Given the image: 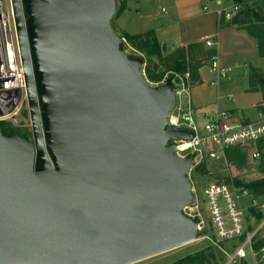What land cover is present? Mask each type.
Returning a JSON list of instances; mask_svg holds the SVG:
<instances>
[{
  "label": "water",
  "instance_id": "water-1",
  "mask_svg": "<svg viewBox=\"0 0 264 264\" xmlns=\"http://www.w3.org/2000/svg\"><path fill=\"white\" fill-rule=\"evenodd\" d=\"M11 3L33 140L0 124V264H130L198 238L194 156L169 144L194 132L168 123L173 77L150 84L123 47L117 0Z\"/></svg>",
  "mask_w": 264,
  "mask_h": 264
},
{
  "label": "built area",
  "instance_id": "built-area-1",
  "mask_svg": "<svg viewBox=\"0 0 264 264\" xmlns=\"http://www.w3.org/2000/svg\"><path fill=\"white\" fill-rule=\"evenodd\" d=\"M213 1L217 5L218 17L233 22L236 16L241 15L244 7L251 6L249 4L256 0ZM204 9H208V6H204ZM200 40L210 48L219 44L216 34H203ZM210 63L218 77L227 76L229 68L221 66L217 53L210 57ZM173 80L176 105L168 113V123L192 130L194 135L187 139H170L169 144L174 145L175 153L181 157L193 154L190 172L208 159L227 163L228 148L255 143L264 137V100L259 104L257 120L248 119L232 110H219L206 121L204 130H201L196 121L189 74L186 73L185 77L179 75V79ZM27 101L26 78L12 3L11 0H0V106L2 109L7 106L12 108L0 117V121L9 117L16 119ZM251 155L259 159L261 152L254 150ZM191 190L193 201L184 205L183 212L191 218H198V232L207 236L206 226L209 225L215 243L236 241L225 264H249V255L255 264L264 262V244L255 246L256 242L264 239V199L235 180L207 182L200 194H197L192 184ZM258 213L261 214L259 219Z\"/></svg>",
  "mask_w": 264,
  "mask_h": 264
},
{
  "label": "crops",
  "instance_id": "crops-1",
  "mask_svg": "<svg viewBox=\"0 0 264 264\" xmlns=\"http://www.w3.org/2000/svg\"><path fill=\"white\" fill-rule=\"evenodd\" d=\"M132 1L135 0H123L120 8L119 25L123 32L132 31L129 28L130 26L128 27L122 21L123 16L127 15L129 18L133 13L135 4H132ZM154 1L160 0H137V3L141 4L142 7L138 6V17H135L136 21L140 19L139 22H136L139 28L135 33L147 30L145 27L153 18L152 15L159 13L155 9ZM258 1H260L261 5L259 8L254 10L252 6H248L241 13V15H244L242 17L245 19L244 21L234 20L233 22H228L218 17L216 12L217 5L213 0H162L161 11L165 12L166 16L157 25L149 27L157 31V36L161 43L166 44L167 48L170 47L171 51L179 46H188L195 43L201 48V53L190 52L191 57L200 61L196 65L200 79L195 81L191 88L192 102L194 109H196L195 115L197 117H208L209 119L217 111L228 109L248 119H259V104L264 100V87L259 81L261 74L264 76V49H262L259 42V38H261L259 29L261 26L259 23H264V20L256 17L255 13H258L260 9L259 13L261 14L257 15L264 17V0ZM146 3L147 9L144 11ZM204 6H208V9H204ZM246 12H248L247 15ZM146 16H151V18H145ZM220 25L225 38V45L221 47L222 55H220V43L216 47L210 48L200 40V37L206 33L216 34L219 37ZM214 53L219 55L221 66L229 68L228 74L225 76L227 79L218 77L212 71L210 57ZM251 68L257 75L251 73ZM205 69L210 76L204 75ZM257 71L261 74L256 73ZM229 74L230 76H228ZM221 79L222 87H220ZM205 80H209L207 85L210 84L212 86L211 89L209 92L204 90L198 92L202 86L206 85ZM212 81H216V83H211ZM226 86H232L231 89L226 91L232 90L235 93H224V91H221L220 88L224 90ZM216 88L217 91L215 90ZM235 94L241 96L249 95V99H251L250 108L254 112L250 114L247 109L245 110V106L238 107L234 105L235 101L241 105L246 104L241 98L235 100ZM206 95H216L217 101L212 102V99L205 97Z\"/></svg>",
  "mask_w": 264,
  "mask_h": 264
},
{
  "label": "rangeland",
  "instance_id": "rangeland-1",
  "mask_svg": "<svg viewBox=\"0 0 264 264\" xmlns=\"http://www.w3.org/2000/svg\"><path fill=\"white\" fill-rule=\"evenodd\" d=\"M122 2H123V0H117V9H116L115 14L112 17L113 27L117 32H119V34L123 33V30L121 29V27L119 25V18H120L119 8L121 7ZM132 4H135V7L133 9V13L130 15L129 18L127 15L123 16L122 21L125 24H127L128 27L130 26L129 28L133 31V32L131 31L130 33H135V31H137V29L139 28V27H137L136 22L140 21V19H139V21H136L135 17H138V14H137L138 6L142 7V5L138 4L137 0L132 1ZM154 4H155V9L158 10L159 13L156 12L157 14L152 15L153 18L150 20V22H148L146 24L147 27H145V29H148L149 27H153V26L157 25V23L160 22V20H163V17L166 16L165 15L166 13L161 11L162 0L157 1V2L154 1ZM249 5H251L254 10L261 6L260 1H258V0L254 1L253 3H251ZM246 7H248V6H246ZM246 7H244V9ZM145 9H147V3H146V6L144 8V11H145ZM163 10H165V9L163 8ZM259 11H260V9L258 10V13L257 12L255 13L256 17H258L257 14H261V13H259ZM145 18H151V16L150 17L146 16ZM259 24L261 26V27H259L260 33H261V35H260L261 38H259L260 39L259 42H260V45L262 46V49H264L263 48L264 47V23L260 22ZM140 29H143V28H140ZM156 33H157V31H156ZM219 43H220V55H222L221 47L223 45H225V38L223 35L221 25L219 28ZM125 49L133 57H137V56L141 55V53L137 49H135L134 47H132L128 43H126ZM182 49L184 50L183 58L185 59V63L189 64L190 72H192L193 68H195L196 65L200 63V61H197L194 57H191V54H190V52L201 53V48L196 43L188 45V46H179V47L173 49V51H171L170 47H168L167 48V55L170 54V59L166 60L167 64H171V62L174 58H176V57L178 58V57L182 56V52H183ZM186 50H187V52H186ZM250 71L254 75H257V74H255L254 70H252V68ZM231 73H232V71H231ZM256 73H258L259 75L261 74L259 71H257ZM170 74H167L165 79L159 84L164 83V81L169 76H172V74L171 75ZM173 75H174V77L172 76L173 78L179 79V75L182 77H185L186 74L181 75L179 73H173ZM204 75H206L207 77L210 76L209 72H207L206 69L204 70ZM228 76H230V74ZM189 79H190V77H189ZM222 79H224V78H222ZM222 79L220 81V87H222V83H221ZM225 79H227V78L225 77ZM208 81L205 80L206 85L202 86L198 90V92H201L202 90L209 92V90L211 89L212 86L210 84L207 85ZM190 82L193 85L195 81L193 82L190 80ZM153 85H155V84L153 83ZM231 87L232 86H226V88H224V90L222 88H220V89H221V91H224V93H229V92L235 93V91H232V90L226 91L227 89H231ZM215 90L217 91V88ZM219 94H221V93H219ZM217 96H218V93H217ZM205 97L212 99V102L217 101L216 95L215 96L206 95ZM234 97H235V100L241 98V100L245 101V103H246L244 105H241L237 101H235L233 103L234 105H236L238 107H244L245 106V110L247 109V111L250 114L252 112H254V110H252V108H250L251 99H249V95H242L241 96V95L235 94ZM184 98L186 100V95L184 96ZM1 109H2V105L0 106V117L4 113H6L7 111H10L12 108H11V106H7L6 108H4L2 110ZM194 110H196V109H194ZM16 118L17 119H14L13 117H9V119H5V122H7V125L9 127H11L13 129V131L18 132L20 134H24L25 135L24 137H26L30 140H33V133H32V128H31L30 116H29V112H28V104L27 103L22 105L20 112ZM207 120H208V117H197V115H196V121H197V124L201 130H204V124L206 123ZM254 150H258L261 152V157L259 159H254L252 157L251 153ZM226 157H227V163H225L223 160L208 159L205 162L206 170L204 172H200L198 174H193L192 172L189 173V178H190L191 184L194 185V188H195L197 194H200L203 185L207 182H210V181L235 180L237 182V180H239L240 182H248L251 180H255V179L264 177V139H262L261 141L256 142V143L234 146V147H232L226 151ZM258 197L261 199H264V194H260ZM206 234H207V236H205V237L200 235L198 238H196L195 240H193L191 242H188V243L179 245L177 247L171 248L169 250L154 254L152 256H149L147 258L141 259L139 261H136V262H133L130 264H174L177 261L185 259L189 255H193V254L199 253V252H206V254L209 255V258H210L209 264H225V262L227 261V258H228V254L231 253L233 251L234 247L236 246V241H225V242L215 243L212 240L213 232H212V229L209 225L206 226ZM247 261L249 264H255L253 259L251 258V255H249V257L247 258ZM261 264H264V262H262Z\"/></svg>",
  "mask_w": 264,
  "mask_h": 264
},
{
  "label": "trees",
  "instance_id": "trees-1",
  "mask_svg": "<svg viewBox=\"0 0 264 264\" xmlns=\"http://www.w3.org/2000/svg\"><path fill=\"white\" fill-rule=\"evenodd\" d=\"M247 14L248 12H246V15ZM257 16L259 17V19L264 20L263 16L262 17L259 15ZM244 20L245 19L242 18L241 15H238L235 18V21L242 22ZM120 35L125 38V40L122 42L124 48H126V43H128L141 53L140 57L144 59V64H145L143 66V71L150 84L154 83L156 85L161 83L165 79L166 75L170 73L172 74L173 77H174L173 73H179L181 75H185L186 73H188L190 80L193 82L198 81L200 79L197 67L193 68V71L190 72L189 64L185 63V59L183 58L184 48L182 49L183 52H182V56H180L181 58L176 57L172 60L171 64H167L166 60L170 59V54L167 55V52H164L163 44L159 40L154 28H149L143 32H136V33H130L124 31ZM259 81L261 85L264 87V76L261 75L259 77ZM2 131L3 133L15 132L11 127L7 125V122L5 121H2ZM20 135L25 136L24 134H20ZM205 170H206L205 162H202L197 166H195V168L192 170V173L198 174L200 172H204ZM237 182L239 184H242L246 188L250 189L257 196H259L260 194H264V177L251 180L248 182H240L239 180H237ZM257 217L259 219L261 217V214L258 213ZM198 233L199 236L202 234V232H198ZM261 244H264V239L256 242L255 246L258 247ZM209 262H210L209 255H207L206 252H199L193 255H189L185 259L177 261L174 264H209Z\"/></svg>",
  "mask_w": 264,
  "mask_h": 264
},
{
  "label": "flooded vegetation",
  "instance_id": "flooded-vegetation-1",
  "mask_svg": "<svg viewBox=\"0 0 264 264\" xmlns=\"http://www.w3.org/2000/svg\"><path fill=\"white\" fill-rule=\"evenodd\" d=\"M2 121H3V120H1V121H0V124H1V128H2ZM9 133H11V132H9ZM16 133H17V132H16ZM5 134H6V133H5ZM18 134H19V133H18ZM19 135H20V134H19Z\"/></svg>",
  "mask_w": 264,
  "mask_h": 264
}]
</instances>
